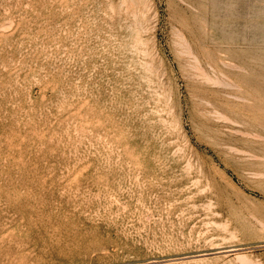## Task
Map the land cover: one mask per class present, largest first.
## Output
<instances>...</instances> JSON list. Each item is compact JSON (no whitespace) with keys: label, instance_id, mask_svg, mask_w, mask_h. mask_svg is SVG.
<instances>
[{"label":"rangeland","instance_id":"obj_1","mask_svg":"<svg viewBox=\"0 0 264 264\" xmlns=\"http://www.w3.org/2000/svg\"><path fill=\"white\" fill-rule=\"evenodd\" d=\"M263 174L264 0H0V264H264Z\"/></svg>","mask_w":264,"mask_h":264},{"label":"bare ground","instance_id":"obj_2","mask_svg":"<svg viewBox=\"0 0 264 264\" xmlns=\"http://www.w3.org/2000/svg\"><path fill=\"white\" fill-rule=\"evenodd\" d=\"M126 1H127V0H126ZM123 3H124V2H123ZM127 4H128V3H127ZM127 9H129V8H127ZM182 46H183V45H182ZM187 48H188V47H187ZM189 50H190V49H189ZM189 54H190V56L192 55V53H188V55H189ZM194 56H195V55H194ZM195 57H196V56H195ZM191 58H192V57H191ZM193 59H194V58H193ZM193 59H192V60H193ZM196 63H198V59H197V62H196ZM198 65H199V63H198ZM188 66H189V65H188ZM192 66H193V65H192ZM192 66H191V67H192ZM196 66H197V65H196ZM197 67H198V66H197ZM209 67H210V66H209ZM199 68H200V69H198V70H202V69H203V68L201 69V67H199ZM211 68H212V67H211ZM191 69H195V68H191ZM196 69H197V68H196ZM196 69H195V70H196ZM198 72H199V71H198ZM202 72H203V71H202ZM204 73H205V72H203V74H204ZM211 73H212V72H211ZM199 74H200V73H199ZM212 74H213V73H212ZM197 75H198V74H197ZM205 75H206V74H205ZM207 75H209V74H207ZM207 75H206L205 77H209L208 80H212L211 76H210V75L207 76ZM199 76H200V75H199ZM201 76H202V75H201ZM223 76L225 77V75H223ZM216 77H217V76H216ZM197 78H199V77H197ZM216 79H217V80H216ZM216 79H213L212 81L216 80V81L218 82L217 84H219V82L221 83V81L218 80L219 78H216ZM221 79H222V78H221ZM208 80L205 79V81H208ZM201 81H203V80H201ZM212 81H211V82H212ZM225 82H226V81H225ZM214 83H215V81H214ZM217 84H214V85H217ZM220 85H222V83L219 84V86H220ZM226 85H227V84H226ZM233 85H234V84H233ZM222 86H223V85H222ZM227 86H230V85H227ZM223 87H226L225 84H224ZM232 87H233V86H232ZM160 94H161V93H160ZM227 96H228V95H227ZM230 96L233 97V95H230ZM241 99H242V98H241ZM165 100H166V99H165ZM243 100H244V99H243ZM206 103L209 104V102H206ZM217 111H218V110H217ZM211 113H213V112H211ZM217 113H218V112H217ZM217 115H218V114H217ZM220 115H221V113H220ZM225 116H226V115H225ZM239 116H240V115H239ZM227 118H228V117H227ZM227 118H225V119H223V120L226 121ZM217 119H218V118H217ZM217 119H216V120H217ZM228 119H229V118H228ZM217 121H218V120H217ZM231 121H232V120L230 119L229 122H231ZM233 123L240 125L239 123H237V122H235V121H234ZM230 131H231V129H230ZM232 131H233V129H232ZM234 131H235V130H234ZM236 132H239V131H236ZM242 132H243V131H242ZM242 132H239V133H242ZM245 133L248 134L247 131H245V132L242 133V134L246 135ZM249 135H250V134H249ZM255 136H257V135H255ZM257 137L260 138L261 135H260V137H259V136H257ZM261 138H262V137H261ZM261 138H260V139H261ZM218 142H219V141H218ZM225 147H226V146H225ZM231 147H232V146H231ZM234 148H235V146H234L232 149H234ZM226 150H227V149H226ZM237 150H238V149H237ZM223 151H224V150H223ZM230 151H231V150H230ZM238 151H239V150H238ZM244 152H245V150H244ZM237 153H238V152H237ZM242 153H243V151H242ZM246 153H248V151H247ZM250 154L252 155V153H250ZM253 155H254V154H253ZM247 157L251 158L250 156H247ZM252 157H253V156H252ZM260 157H261V156H260ZM258 158H259V157H258ZM261 158L263 159V157H261ZM255 159H256V157H255ZM259 159H260V158H259ZM256 174H257V173H256ZM258 174H259V173H258ZM253 175H254V174H253ZM260 175H261V174H260ZM263 175H264V174H263ZM254 176H255V175H254ZM263 177H264V176H263ZM231 251H232V250H231ZM233 251H234V250H233ZM221 252H222V251H221ZM221 252H220V253H221ZM233 253H234V252H233ZM238 253H239V252H238ZM239 257H240V256H239ZM181 258H182V257H181ZM185 259H186V258H185ZM168 261H169V260H168ZM146 264H147V263H146Z\"/></svg>","mask_w":264,"mask_h":264}]
</instances>
